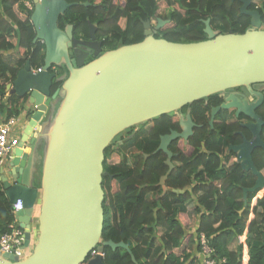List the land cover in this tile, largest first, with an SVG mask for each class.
<instances>
[{"label": "water", "instance_id": "water-1", "mask_svg": "<svg viewBox=\"0 0 264 264\" xmlns=\"http://www.w3.org/2000/svg\"><path fill=\"white\" fill-rule=\"evenodd\" d=\"M237 1L242 3V14L252 18L251 28L243 34H222L207 20L206 40L171 42L154 36L168 22L159 18L155 26L145 22L142 42L103 52L94 25H90L89 41L76 39L73 25L64 30L59 27L60 17L77 3L33 0L34 41L45 44L44 66L35 74L27 62L8 88L10 95L29 96L36 111L11 155L7 174L0 179L13 205L18 200L24 204L16 218L25 232L26 247L32 246L35 222L38 232L28 257L20 260L0 255V264H105L106 247L126 250L137 264L126 243L102 241L106 149L132 127L235 88H246L254 101L231 95L213 110L210 124L213 127L220 109H234L237 116L253 120L245 125L252 139L244 138L229 152L237 156L244 171L257 178L252 189H244L245 205L249 192L264 193V175L254 162L255 151L264 150V119L256 113L264 94L252 87L264 83V27L260 12L250 9L254 0ZM79 45L86 47V54L79 53ZM92 51L101 55L87 63ZM61 66L67 68L68 76L52 94L57 75L51 69ZM59 105L54 120L43 123L48 109ZM187 120L181 123L183 133L161 137L157 151L167 154L169 167L161 179L163 187L175 167L169 145L178 137L188 142L194 133L195 123L190 116ZM42 139L46 147L38 188L34 186V167ZM96 249L100 254L91 257Z\"/></svg>", "mask_w": 264, "mask_h": 264}, {"label": "trees", "instance_id": "trees-1", "mask_svg": "<svg viewBox=\"0 0 264 264\" xmlns=\"http://www.w3.org/2000/svg\"><path fill=\"white\" fill-rule=\"evenodd\" d=\"M33 0H0V119L20 116L29 96L9 95L21 69L30 62L33 69L44 66L45 44L35 43L36 31L31 22ZM77 3L60 17L59 27H74V37L90 38V25L96 27L97 40L104 51L142 42L145 22L168 21L154 36L171 42L191 43L207 39L205 22L222 34H243L251 28L252 18L242 14L237 0H68ZM89 2V6L82 5ZM163 8L166 15L161 17ZM251 10H258L264 27V0H254ZM16 38L17 43L12 40ZM17 51L16 56L15 52ZM9 52L10 58H3ZM57 77L52 94L68 76L65 66L51 69ZM217 95L188 105L197 124L189 141L173 143L174 170L164 187L167 154L157 151L161 137L176 123L170 115L130 129L131 136L110 144L105 152L103 188L104 230L102 241L129 245L137 264H197L198 239L204 234L220 264H264V194L249 192L247 204L244 189H252L257 178L231 163L228 153L242 142L239 124L215 122L210 125L213 100ZM259 114L264 119V105ZM136 127V126H135ZM135 132V133H133ZM249 139L251 134L246 132ZM118 137V138H119ZM116 138V140H118ZM264 140V130L262 133ZM115 140V141H116ZM114 141V142H115ZM114 145V146H113ZM116 145V146H115ZM254 162L264 175V153H256ZM39 183L38 187L40 188ZM257 198V203L254 204ZM190 210V211H189ZM195 212L198 224L189 234L181 216ZM16 217L13 203L3 190L0 179V236L9 232ZM35 227L33 245L37 239ZM246 236V237H244ZM105 264H135L130 254L118 248H105Z\"/></svg>", "mask_w": 264, "mask_h": 264}, {"label": "built area", "instance_id": "built-area-1", "mask_svg": "<svg viewBox=\"0 0 264 264\" xmlns=\"http://www.w3.org/2000/svg\"><path fill=\"white\" fill-rule=\"evenodd\" d=\"M27 7L32 10L34 8V2H27ZM32 71L36 74L42 71V68L32 69ZM33 113L36 111V107L32 108ZM30 115L26 118L25 115H20L16 117H12L2 123H0V178L1 173L8 163V159L12 155V153L19 147L21 142V133L23 132V122L25 120L31 119ZM24 120V121H23ZM24 204L21 200H18L13 205V213L15 217L17 213L23 210ZM186 227V225H184ZM25 232L20 227V224L16 218L15 222L10 225L9 232L0 236V255L4 256L6 254L16 256L20 260L28 257L33 250V241L32 246L26 247L25 245ZM200 252L196 253L198 263L197 264H220V262L213 257V250L209 245L208 239L204 234L198 239ZM99 251L96 249L92 252L91 257H96ZM104 257V254H103ZM249 259V255L243 256V264H247Z\"/></svg>", "mask_w": 264, "mask_h": 264}, {"label": "flooded vegetation", "instance_id": "flooded-vegetation-1", "mask_svg": "<svg viewBox=\"0 0 264 264\" xmlns=\"http://www.w3.org/2000/svg\"><path fill=\"white\" fill-rule=\"evenodd\" d=\"M81 41H89V39H87V40H81ZM78 49H79V53L81 55L86 54L85 53V51H86V47L85 46L79 45L78 46ZM103 52H105L104 49H103ZM99 55H101V54L100 53H96L94 51L90 52L89 55L86 58V62L88 63V62L92 61L94 58L98 57ZM252 87H253V90H255L256 92H259V93L264 94V83L256 84V85H253ZM231 95H236V96H238L242 100H244L245 98H247L251 102L254 101V98H252L249 95L248 90L246 88H243V87H241V88H235V89H232V90H229V91H226V92L217 94L218 98H216L215 100H213L212 111H211V114H210V123H211V120H212V112H213V110L216 109V108H220L223 104H225L227 98L230 97ZM263 105H264V103L256 111L257 115H259V116H261L259 114V112L262 110ZM190 109H191L190 107L186 106L182 110H180V111H178V112L173 113L172 115H170V117L172 118V120L176 123V126H173L170 129L169 133H166L164 136L170 135L173 132L179 133V134L183 133V128H182L181 123H186L188 121L187 120V117L188 116H190L191 119H192V121H193V123H195V127H193V132H194L193 135L195 134V130L198 127H201L202 124H197L194 121V118L192 116V111ZM215 122H225V123H228V124H239L241 126L242 129L239 130L236 133L241 136L242 142H238V143H235L234 144V146H238V145H241L243 143L244 138H247L246 137V134H245L246 132H249L251 134V132L247 128H245V125L250 124L251 122H253V120H251L250 118L246 117L243 114H239V116H237L236 115V110H234V109H231L230 111H225L224 109H220L218 111V113L216 114L215 118H214V123ZM132 128H135V127H132ZM132 128H130V129H132ZM130 129L126 130V131H128L127 134H131ZM134 130L137 131V129H134ZM133 133H135V132H133ZM134 135L135 134H131V136H134ZM123 138H125V137H123ZM251 139H252V134H251V137L249 139H247V140L250 141ZM181 140L183 142H185V144H186L187 141H185L183 138H179L178 137V138L174 139L171 142V144L169 145V150L171 151V146L173 147V143H177L178 141H181ZM260 152H263L264 153V150H262V149L256 150L255 153H254V156L256 155V153H260ZM228 153L229 154H232L233 152H229V150H228ZM173 156H174V153H173ZM237 160H238L237 156L233 153V156L230 158V162L231 163H238ZM166 191H167V189L165 188V192Z\"/></svg>", "mask_w": 264, "mask_h": 264}, {"label": "crops", "instance_id": "crops-1", "mask_svg": "<svg viewBox=\"0 0 264 264\" xmlns=\"http://www.w3.org/2000/svg\"><path fill=\"white\" fill-rule=\"evenodd\" d=\"M12 42L14 43V44H16L17 43V39L16 38H14L13 40H12ZM10 54L11 53H9V52H4V54H3V58L4 59H6V60H9V58H10ZM15 54H16V56L18 57V53H17V51L15 52ZM7 89L9 90V88H8V86H7ZM9 95H10V90H9ZM33 105L30 103V101L28 100V102L25 104V109L23 110V112L21 113L22 115H25L26 116V118H28L30 115H32L33 114ZM4 121H6L5 120V118L3 117V118H1L0 119V123H2V122H4ZM24 121V120H23ZM28 122H29V119L28 120H25L24 122H23V132L21 133V139H22V137H23V135H24V133H25V129H26V127H27V124H28ZM11 162V156H10V158L8 159V163L6 164V166L4 167V169H3V171H2V173H1V177H2V174H4V175H6L7 174V170H8V168H9V163ZM39 185V182H38V180L36 179V180H34V186L35 187H37ZM39 188V187H38ZM3 190H4V188H3ZM4 192H5V190H4ZM6 193V192H5ZM262 194H263V192H262ZM261 197V194H258V199ZM257 198H256V200H255V202H254V204H256L257 203ZM190 211V210H189ZM188 211V213H186V214H183L182 216H181V218L183 219V224H187L186 225V231H188V233L189 234H191V233H195V229H196V227H197V224H198V218H197V216H196V213L195 212H189ZM185 216H186V218H185ZM244 237H246V236H244ZM245 251H247L246 253H244V255H249V253H248V248H246V250Z\"/></svg>", "mask_w": 264, "mask_h": 264}, {"label": "rangeland", "instance_id": "rangeland-1", "mask_svg": "<svg viewBox=\"0 0 264 264\" xmlns=\"http://www.w3.org/2000/svg\"><path fill=\"white\" fill-rule=\"evenodd\" d=\"M165 9H163V8H161L160 9V11H159V13H160V15H161V17H164L165 15H166V11H164ZM152 23H153V25L155 26V25H157V20L156 19H154L153 21H152ZM59 107H60V105L59 106H56V107H54V106H51L49 109H48V111L46 112V114H45V116H44V118H43V123H47V122H49V121H53L54 120V118H55V116H56V114L58 113V111H59ZM140 126H141V124H140ZM139 128V125H137L134 129H138ZM127 132L128 131H125V132H123L122 134H120L122 137H126L128 134H127ZM119 135V136H120ZM118 136V137H119ZM117 137V138H118ZM122 137H119L118 138V140H114L113 141V144H116L117 142L119 143L121 140H122ZM46 142H45V140L44 139H42L41 140V142H40V145H39V147H38V150H37V153H36V160H35V167H34V180H38V182L41 184V180H42V171H43V165H44V151H45V147H46ZM114 146V145H113ZM116 146V145H115ZM38 187V186H37ZM41 187V186H40ZM264 194V193H263ZM185 218H186V216H185ZM35 227H36V222H35ZM184 225H187V224H184ZM35 227H34V229H35Z\"/></svg>", "mask_w": 264, "mask_h": 264}, {"label": "clouds", "instance_id": "clouds-1", "mask_svg": "<svg viewBox=\"0 0 264 264\" xmlns=\"http://www.w3.org/2000/svg\"><path fill=\"white\" fill-rule=\"evenodd\" d=\"M262 192L260 191L259 194H261Z\"/></svg>", "mask_w": 264, "mask_h": 264}]
</instances>
